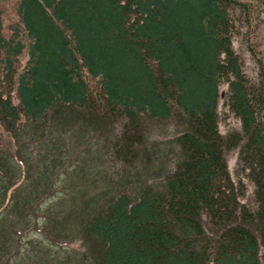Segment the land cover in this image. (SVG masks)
<instances>
[{"label":"trees","instance_id":"16d2710c","mask_svg":"<svg viewBox=\"0 0 264 264\" xmlns=\"http://www.w3.org/2000/svg\"><path fill=\"white\" fill-rule=\"evenodd\" d=\"M15 2L13 17L0 0V117L8 127L23 111L38 118L61 104L94 119L124 116L112 152L131 162L143 153L142 115L183 117L163 181L110 198L87 221L103 264H264V0ZM242 23L257 80L233 47ZM223 81L242 122L226 133ZM8 85L17 103L2 92ZM233 147L255 183V207L231 175Z\"/></svg>","mask_w":264,"mask_h":264},{"label":"rangeland","instance_id":"374dc122","mask_svg":"<svg viewBox=\"0 0 264 264\" xmlns=\"http://www.w3.org/2000/svg\"><path fill=\"white\" fill-rule=\"evenodd\" d=\"M2 1L12 15L16 0ZM241 25L233 47L257 80L260 63L244 39L248 26ZM24 60L27 56L20 63ZM10 88L3 86L2 92L17 103ZM227 89L223 81L218 100L223 133L242 127L225 102ZM82 110L61 104L38 118L23 111L14 127L0 117V264H103V248L87 233V221L110 198L162 182L173 166L174 136L184 128L180 113L164 119L142 115L143 153L127 162L112 152L125 117L106 113L94 119ZM238 155V147L227 151L228 166L232 177L245 183L241 198L255 207V183ZM213 227L207 220L206 228Z\"/></svg>","mask_w":264,"mask_h":264}]
</instances>
